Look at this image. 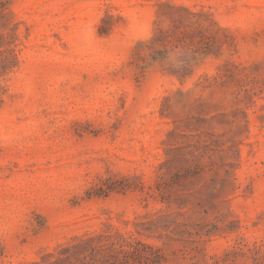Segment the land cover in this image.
Returning <instances> with one entry per match:
<instances>
[{
	"label": "rangeland",
	"instance_id": "rangeland-1",
	"mask_svg": "<svg viewBox=\"0 0 264 264\" xmlns=\"http://www.w3.org/2000/svg\"><path fill=\"white\" fill-rule=\"evenodd\" d=\"M164 3L207 20L152 62ZM198 32L216 56L193 54ZM0 34L16 58L0 76V264L116 234L167 264H264V0H0ZM175 174L168 206L154 187ZM187 192L209 237L136 233Z\"/></svg>",
	"mask_w": 264,
	"mask_h": 264
},
{
	"label": "trees",
	"instance_id": "trees-1",
	"mask_svg": "<svg viewBox=\"0 0 264 264\" xmlns=\"http://www.w3.org/2000/svg\"><path fill=\"white\" fill-rule=\"evenodd\" d=\"M165 7L168 9V13H160L159 16L168 19L173 24L172 30H163L160 28L162 21H159L157 28L155 29L154 36L150 41V46L162 47V50L154 51L153 55L150 57L152 62L162 61L165 59V54L169 52L167 48L175 50L179 47L188 48L192 45L191 43H186L184 40L188 38L192 40L191 36L185 31H180V26L182 21L188 22V24L199 26L201 20L204 18L207 20L205 15L192 13L182 7L171 6L167 3L159 4V8ZM183 13L185 16H183ZM201 38L204 40L198 42V47L195 49L193 54H197L202 57H207L209 55H217L218 48L210 43L211 38H206L202 33L198 32ZM3 36L0 34V76L2 71L15 60L14 50L6 49L1 51V39ZM0 99V108H1ZM183 178V177H182ZM181 179L180 175H174L171 179H165L163 176L160 178V182L154 187V193L160 198V202L163 204H168L170 206V198L167 197L168 189H172L176 182ZM225 183V182H224ZM115 189L102 184L101 187L96 189L95 197L105 196ZM221 192V189H216L212 187L210 190V196L203 199V204L210 206L215 210L216 204L212 197H215ZM193 193L187 192L182 196L177 197L175 200L171 201V205L177 206L178 208L174 212H158L151 216L146 222L136 223L134 225L136 233L139 235H146L148 237L157 236V239H165L167 241L176 242L175 238L177 234V229L180 227L185 228L181 231L182 234H187L192 238L195 234L196 237H209L212 233L209 229H205L202 233L196 231L198 225L193 224L196 219L191 222L197 214H200L201 209H195L192 206ZM90 196L88 195V198ZM189 206V207H188ZM169 208V207H168ZM187 210V211H185ZM205 215L208 212L203 211ZM182 219V221H180ZM191 222L192 224H189ZM206 225L204 228H206ZM211 227V225H210ZM213 229L219 230L217 226H212ZM188 229L195 231L194 234L189 232ZM203 228H200L202 231ZM224 231V229H222ZM202 234V235H201ZM191 240V239H190ZM189 240V241H190ZM185 240V242H189ZM237 253H227L226 258H231ZM225 261V260H224ZM31 264H167V258L162 253L161 249L154 248L150 245L142 243L140 241H132L121 235H93L86 236L84 238H75L73 243L65 247H60L55 253H49L40 258L38 262ZM190 264H195L191 262ZM212 264H218V262H213Z\"/></svg>",
	"mask_w": 264,
	"mask_h": 264
}]
</instances>
